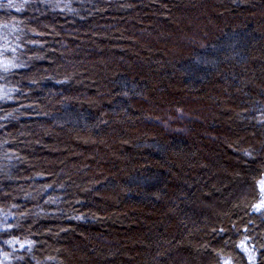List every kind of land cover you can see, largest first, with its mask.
I'll list each match as a JSON object with an SVG mask.
<instances>
[{
  "label": "trees",
  "instance_id": "16d2710c",
  "mask_svg": "<svg viewBox=\"0 0 264 264\" xmlns=\"http://www.w3.org/2000/svg\"><path fill=\"white\" fill-rule=\"evenodd\" d=\"M0 264H264V0H0Z\"/></svg>",
  "mask_w": 264,
  "mask_h": 264
}]
</instances>
